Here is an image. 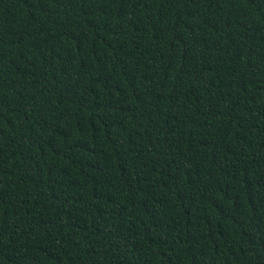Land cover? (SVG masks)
I'll list each match as a JSON object with an SVG mask.
<instances>
[{"label":"trees","instance_id":"obj_1","mask_svg":"<svg viewBox=\"0 0 264 264\" xmlns=\"http://www.w3.org/2000/svg\"><path fill=\"white\" fill-rule=\"evenodd\" d=\"M0 264H264V0H0Z\"/></svg>","mask_w":264,"mask_h":264}]
</instances>
